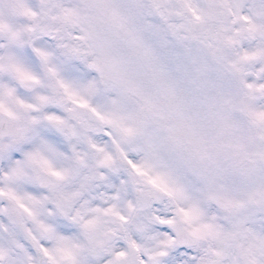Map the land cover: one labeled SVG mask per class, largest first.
<instances>
[{"label": "snow or ice", "instance_id": "snow-or-ice-1", "mask_svg": "<svg viewBox=\"0 0 264 264\" xmlns=\"http://www.w3.org/2000/svg\"><path fill=\"white\" fill-rule=\"evenodd\" d=\"M0 264H264V0H0Z\"/></svg>", "mask_w": 264, "mask_h": 264}]
</instances>
